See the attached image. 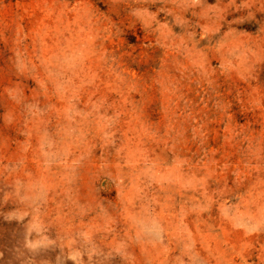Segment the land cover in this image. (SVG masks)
Wrapping results in <instances>:
<instances>
[{"label":"rangeland","instance_id":"obj_1","mask_svg":"<svg viewBox=\"0 0 264 264\" xmlns=\"http://www.w3.org/2000/svg\"><path fill=\"white\" fill-rule=\"evenodd\" d=\"M0 264H264V0H0Z\"/></svg>","mask_w":264,"mask_h":264},{"label":"crops","instance_id":"obj_2","mask_svg":"<svg viewBox=\"0 0 264 264\" xmlns=\"http://www.w3.org/2000/svg\"><path fill=\"white\" fill-rule=\"evenodd\" d=\"M1 237H2V233H1V231H0V239H1ZM1 249V248H0Z\"/></svg>","mask_w":264,"mask_h":264}]
</instances>
